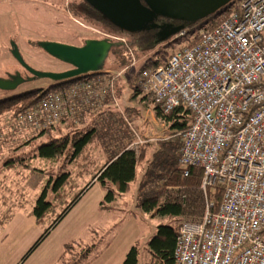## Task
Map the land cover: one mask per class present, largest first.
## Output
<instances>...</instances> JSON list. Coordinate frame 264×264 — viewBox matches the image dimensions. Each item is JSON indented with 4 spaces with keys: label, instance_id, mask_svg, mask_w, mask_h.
<instances>
[{
    "label": "built area",
    "instance_id": "obj_1",
    "mask_svg": "<svg viewBox=\"0 0 264 264\" xmlns=\"http://www.w3.org/2000/svg\"><path fill=\"white\" fill-rule=\"evenodd\" d=\"M263 33L264 0H238L193 44L141 73L139 89L163 114L179 106L191 113L178 165L185 175L190 167L202 172L203 215L179 225L174 264H264ZM126 70L70 81L35 107L10 116L8 131L20 137L75 120L84 109H118L115 83ZM84 77L92 78L80 80ZM121 115L135 145L152 141L140 138ZM212 188L221 192L217 206L207 199Z\"/></svg>",
    "mask_w": 264,
    "mask_h": 264
},
{
    "label": "trees",
    "instance_id": "obj_2",
    "mask_svg": "<svg viewBox=\"0 0 264 264\" xmlns=\"http://www.w3.org/2000/svg\"><path fill=\"white\" fill-rule=\"evenodd\" d=\"M227 12L228 7L219 10L207 28L215 26L217 19L226 16ZM90 20L102 24L103 27H109L107 23L103 22L102 17L98 13L94 17H90ZM174 23L180 24L177 21H174ZM195 41L196 39L191 44ZM120 46L121 43H118V47L115 48H119ZM130 64L124 65L123 62H120L117 66V71L124 68L127 69L122 78L126 76V73L131 67ZM160 64L163 63L156 62L153 67ZM84 78L80 80H87L92 77ZM75 80H79V78ZM120 80L115 83V95L117 96V91H121L118 86ZM69 83L53 84L45 89H34L0 100V118L4 114H9L11 117H14L19 113L35 107L48 93L58 91ZM140 93L142 98L149 97L136 86L134 95ZM127 102L125 101L123 111L128 114L131 112L139 117L140 112L131 105L127 106ZM96 108L84 109L80 117L75 120H62L56 127L40 132H29L25 134L26 138L21 139L23 142L20 144L17 142L10 143L8 141L5 144V148H3L5 153L1 155L4 157H1L3 169L8 168L9 170L10 168H17V170L23 171L29 169L33 172L32 167H30L33 159L57 166L54 175L49 174L47 177L45 173L43 174L46 182L40 193L35 197L33 207L29 212V216L40 226L46 220L48 221L53 217L55 219L50 227L43 232L35 244L23 256L21 262L63 220L92 184L90 182L78 189L74 179L71 177L70 170L73 163L80 156L84 153L88 155V150L91 145L100 142V150L110 153H108L109 159L97 169L92 178V182L97 183L105 191L99 209L106 211L113 210V203L116 199L128 194L131 185L138 181V175H140V184L137 187L133 207L138 208L140 213L151 218L168 219V224L158 225L154 235L143 243L144 258L141 264H174L175 241L179 225L182 222L196 223L199 221L203 215L205 206V199L200 190L201 170L190 167L187 168V174L185 175V171L178 165L181 134L189 127L192 119L191 113L186 108L179 106L165 115L151 101L150 108H152L155 118L162 125L169 127V131L165 133L167 139L156 144L145 142L138 148H126L118 140L120 138L115 136L117 133L112 131L114 129L112 125H101L98 127L93 123L84 124L86 117L94 116L104 109L100 110ZM114 109L120 112L117 108ZM121 113H119L120 120H122ZM27 136L29 137L27 138ZM114 139H117V141ZM109 141L111 143L106 145ZM20 147H32L33 149L27 152H21L15 156L14 152ZM154 147L155 152L147 157V153ZM51 169L55 168L51 167ZM153 179L161 182V191L156 192L153 190V193L145 194L143 188L148 183L150 184ZM68 197H70V201ZM207 199L213 202L215 206L219 205L221 200L220 190L217 188L209 189L207 191ZM130 214L135 216L134 212H130ZM12 215L13 212H4L0 226L2 227ZM99 244V241L90 245H82L78 241L68 242L63 246L61 256L56 264H89L95 258ZM107 246L108 243H106L105 247ZM141 253V248L138 242H136L128 249L121 264H139Z\"/></svg>",
    "mask_w": 264,
    "mask_h": 264
},
{
    "label": "rangeland",
    "instance_id": "obj_3",
    "mask_svg": "<svg viewBox=\"0 0 264 264\" xmlns=\"http://www.w3.org/2000/svg\"><path fill=\"white\" fill-rule=\"evenodd\" d=\"M237 3L238 0H231L223 8H234ZM216 13L194 24L180 23L168 25L167 19L159 15H154L148 21L138 22L136 24L131 23L127 28L126 26L124 28L117 24L110 25L108 20L103 21L109 25V27L106 28L103 27L102 24L96 23L94 20H90L86 17L82 0H0V78H4L7 74L13 75L16 72L22 76L27 75L10 54L11 42L16 44L25 64L31 69L42 73H61L66 71L68 66L45 54L37 46L40 42H52L77 47L82 44L84 39L95 38L97 40L108 39L116 44L121 43L119 48H113L110 51L103 70L117 71L116 68L120 62H123L124 65L134 63L125 76L129 79V85L127 86L129 92L128 99L132 98L129 102L133 108L140 113H144L143 116L140 114L139 118L142 117L141 119L131 116L132 118L128 117V120L132 122V126L135 128L138 135H142V139H145L144 135L146 134L147 128H145L144 131L139 125L134 123V121L139 119L141 126L148 127L151 124H149L148 119H152L153 117V113L148 111L150 110L152 99L150 97L142 98L139 96L141 93L134 95V90L141 80V73L145 70L154 68L153 65L156 62L164 63L173 52L188 46L193 40L197 39V36L212 23ZM176 27L181 28V31H184L185 35L178 36V33L173 31ZM262 36L264 39V33ZM53 84L55 83L46 79H36L31 82H26L14 91H0V100L34 89H45ZM120 105L121 104H119V107L121 108ZM147 111L149 112L148 114ZM10 116L9 114H4L0 118V158L2 157L1 155L5 154L3 148H5V144L8 141L10 143L17 142L20 144L23 142L21 139L26 138L25 135L16 138L8 131L7 119H9ZM122 122L126 131H130L126 123L124 121ZM157 124L159 125L158 129L154 128V132L158 135L156 137L160 139V141L156 143H160L167 139L165 133L169 131V127L162 125V128H159L161 123L158 121ZM112 131L114 130L112 129ZM28 137L29 136H27V138ZM111 141H109V143L107 142L106 145L110 144ZM32 147H20L14 152V155L16 156L21 152L30 151V149H33ZM81 157H84L85 160L81 159ZM91 159L87 153H84L77 161H85V166L88 168ZM30 167H32L33 172L32 178L29 180H24L25 176L23 175L25 171L23 170H19L22 172V179H13L15 176L12 175V172H9L8 175L4 177V180L0 179V203L3 197L6 203L9 202V206H13V203V207L16 206V209L13 208V210H10L13 214L19 209L24 212L30 211L37 193H40L41 188H43L46 182V178L43 174L45 173L48 177L49 174L54 175L57 170V166H52L38 159H33ZM51 167L55 169H51ZM89 180L90 179H87L85 182L88 183ZM74 181L81 186V180ZM161 189V182L157 179H153L150 184L148 183L147 186L143 188V191L145 194H151L153 190L159 192ZM69 199L70 197H68V200ZM126 199L131 201L129 203L130 208L133 200L132 195H127ZM90 205L91 202L89 198H83L77 207L73 211H71V209V212L69 211L58 224L60 225V230L58 232H50V234L52 233V237L58 235L63 228L69 226L75 220L77 214H82L83 209L86 208L87 211H90ZM4 212L6 211H4L0 205V221L3 219ZM131 212L136 214L137 219L134 225L136 241L142 251L139 262V264H141L144 258L143 243L154 235L158 225L168 224V219L158 217L151 218L140 213L139 209L136 207H133ZM121 215V213H118L115 215V218H124L125 213ZM29 218L31 219L32 217L29 216ZM54 219L55 217L48 221L46 220L44 224L40 226L37 225L32 218V223L26 225V227L21 230V233L19 236L17 235L15 241L24 239L26 244H31L26 250L27 253L43 232L50 227ZM122 220L123 219L120 218L115 221L114 224H116V226L108 233L110 236H112V233L114 234L118 224ZM128 232L132 233L133 229L129 228ZM50 234L48 236H50ZM107 236L108 235H106V237ZM97 240L98 238L95 239L94 242Z\"/></svg>",
    "mask_w": 264,
    "mask_h": 264
},
{
    "label": "crops",
    "instance_id": "obj_4",
    "mask_svg": "<svg viewBox=\"0 0 264 264\" xmlns=\"http://www.w3.org/2000/svg\"><path fill=\"white\" fill-rule=\"evenodd\" d=\"M107 70H103L102 72H106ZM129 85V79L126 77L121 78V80L118 83V86L120 87L121 91H117L116 98L121 104L122 109L121 112H124L123 106L125 105V101H131L132 98L128 99V86ZM118 89V90H119ZM141 96V95H139ZM138 97V96H137ZM142 97V96H141ZM127 102V106H130V102ZM153 113L152 119H148L150 126L145 127L141 126V123L139 121V117L135 116V114H132L131 112L128 113H122L127 118L133 116L134 118H139L134 123L136 125H139L144 131L146 129V134L144 137L148 141L153 144H156V142L160 141L159 138L156 136V132H154V128L158 129V120L154 117V112L152 108L148 110ZM147 111V114L149 113ZM146 112V111H145ZM143 113H140L143 116ZM92 114V113H91ZM132 118V117H131ZM123 120V118H122ZM122 120H120L119 112L116 111V109L106 106L104 109L97 113L94 116H89L84 119V124H96V126L100 127L101 125L105 126H113V130L120 139L121 144L125 146L126 148H138L141 145H135V139L133 138L132 134L127 132L125 129V126L123 125ZM153 125V126H152ZM159 128H162V124ZM161 130V129H160ZM118 131V132H117ZM141 138L142 135L140 136ZM116 138V137H115ZM117 141V139H114ZM101 143H94L89 147L88 155L90 156L91 161L89 162V167L87 168L85 161H75L71 167V177L74 180H81V186L75 182L78 189L83 187L88 183H92L88 190L83 194V196L80 198L78 203L72 208L71 211H73L77 205L80 203V201L88 197L89 201L91 202V205L89 206L90 211H87L86 208L82 210V214H77L75 217V220L66 228H63L58 235H54L52 237L53 232H58L60 230V225H57L54 230H52V233L50 236L46 237L40 245L30 254L28 255L22 262L21 259L26 253V250L29 248L31 244H26V241L24 239L20 241H15L17 235L21 233V230L26 227V225H30L32 223V218H29V212H24L23 210L19 209L17 210L12 217L7 220L3 226L0 228V264H56L59 257L61 256L63 246L72 241H78L82 245H90L92 243H96L99 241V246L97 248V253L95 255V258L91 260L89 264H121L128 249L135 244L136 241V232H135V225L134 222H136V214L135 216H132L130 214L131 209L134 206V198L136 195L137 187L140 184V175H138V181L131 185L130 192L126 194L125 196L116 199V201L113 203V210H100L99 205L102 202L105 191L101 189V187L95 183L92 182V178L94 173L97 171V169L105 163L109 158L108 151L104 152L103 150H100ZM155 152V147L151 148V150L147 153V157H149L151 154ZM81 159L85 160L84 157ZM2 158H0V179L4 180V177L8 175L9 172H12V175L15 176L13 179H22V172L17 170V168H2ZM86 167V168H85ZM19 171V173H18ZM25 173L23 176L24 180L32 178V172L31 170H24ZM140 171V169H139ZM90 179L89 182H85V180ZM78 184V185H77ZM80 186V187H79ZM42 189V188H41ZM39 193H37L38 195ZM132 195V204L129 208V203L131 201H128L126 199L127 195ZM1 208L4 209V211H10L16 209V206L12 203L13 206H9V202L6 203L5 199H1ZM7 204V205H6ZM32 209V208H31ZM70 211V212H71ZM121 213H125L124 218L117 226L114 234L112 233L108 234L112 228L116 226L115 221L118 219L115 218V215ZM121 215V216H122ZM133 229L132 233H129L128 230ZM18 232V233H17ZM57 234V233H56ZM23 235V233H22ZM106 235H108L106 237ZM106 237V239H105ZM98 240L96 242L95 239ZM106 243H108V246L105 247Z\"/></svg>",
    "mask_w": 264,
    "mask_h": 264
},
{
    "label": "water",
    "instance_id": "obj_5",
    "mask_svg": "<svg viewBox=\"0 0 264 264\" xmlns=\"http://www.w3.org/2000/svg\"><path fill=\"white\" fill-rule=\"evenodd\" d=\"M94 4L107 17L122 27H129V24L145 22L154 15L162 16L171 21L180 23L199 22L226 6L231 0H143L147 9L139 7L135 0H110L105 6L103 0H86ZM109 5V6H108ZM121 5L122 13L114 10L113 7ZM179 33L181 28L173 30ZM37 46L50 58L68 65L71 69L61 73H42L28 67L23 61L18 48L14 42L10 43V54L20 67L30 75L23 78L19 73L8 75L7 78H0V91L10 92L16 90L20 85L36 79H46L55 84L67 83L76 78L102 73L104 64L110 51L118 47V44L108 39L87 40L81 47H74L52 42H40Z\"/></svg>",
    "mask_w": 264,
    "mask_h": 264
},
{
    "label": "flooded vegetation",
    "instance_id": "obj_6",
    "mask_svg": "<svg viewBox=\"0 0 264 264\" xmlns=\"http://www.w3.org/2000/svg\"><path fill=\"white\" fill-rule=\"evenodd\" d=\"M108 1H110V0H103L102 1V3L105 5V6H107V3H108ZM127 1H129V0H127ZM136 2H137V4L139 5V7L140 8H142V9H147V7H146V5H145V3L143 2V0H135ZM82 4H83V8H84V11H85V13H86V17L87 18H89L90 19V17H94L95 16V14L96 13H98L101 17H102V20L103 21H107L108 20V23L110 24V25H113V24H116L113 20H111L109 17H107L106 16V14H104L101 10H98L97 9V7L94 5V4H92V3H90L89 1H86V0H82ZM109 6V5H108ZM117 7H113V9L114 10H117L119 13H122L123 12V8H122V6L121 5H116ZM126 22L125 21H121V24H120V26H123V24H125ZM167 24L168 25H170V24H175L174 23V21H171V20H167ZM118 25V24H117ZM177 26V25H176ZM87 40H97V39H95V38H88V39H84L83 41H82V44L80 45V46H77V47H81V46H83V44H84V42L85 41H87ZM100 40V39H99ZM110 42H112V41H110ZM112 43H115V42H112ZM75 47V46H74ZM66 66H68V65H66ZM69 69H71L69 66H68V69H66V70H69ZM27 75H25V76H22L23 78H27V77H30V75L28 74V73H26ZM9 74H7L4 78H7V76H8Z\"/></svg>",
    "mask_w": 264,
    "mask_h": 264
}]
</instances>
